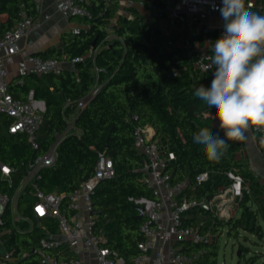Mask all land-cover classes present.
Wrapping results in <instances>:
<instances>
[{
	"label": "trees",
	"instance_id": "obj_1",
	"mask_svg": "<svg viewBox=\"0 0 264 264\" xmlns=\"http://www.w3.org/2000/svg\"><path fill=\"white\" fill-rule=\"evenodd\" d=\"M132 1L142 2V6H129L125 13L118 12L119 0L85 2L91 17L82 19L85 25L77 33L63 34L64 49L48 48L35 54L60 61L76 57L84 60L75 62L72 68H63L59 74H29L22 82L16 79L8 83L15 98L26 101L32 91V98L44 101L45 108L38 131L40 146L35 152L25 135L4 133L9 117L0 116V158L15 169L17 180L23 170L20 162L43 152L52 141L54 130L63 128L62 118L73 112L74 105L63 109L65 100L77 101L98 81L100 89L75 116L80 134L65 137L55 163L43 169L39 183L42 190H73L79 181L93 175L98 152L109 156L114 175L98 182L92 203L99 218L97 225L108 238L107 245L131 264L139 253L137 242L142 239L143 218H136V200L151 198L143 183V155L134 146L133 131L137 125H148L154 129L153 139L160 141L164 137L175 153V160L167 170L174 183L188 181L183 196L208 203L231 184L228 173L241 179L238 217L223 222L212 208L197 206L186 211L183 218L201 232L209 231L210 238L206 242L181 241V250L199 254L194 264H217L224 228L228 238L237 239L241 231L264 238V193L258 194V189L264 188L248 165L237 160V141H228L230 147L219 162L209 161L202 146L193 142V135L201 128L208 127L222 137L223 131L203 114L206 105L194 96L197 87L189 73L169 72L177 53L167 47L169 36L164 34L163 21L173 0ZM22 12L36 16L34 0H0V35L13 28ZM94 69L98 70L97 76ZM203 172L207 173V179L197 183L196 176ZM4 182L0 177L1 188ZM20 207L28 213L26 199L20 200ZM37 238L34 233L15 235L18 253L28 252L18 264H42L31 253ZM240 251V256L248 253L245 246ZM261 255H251L245 264H264V259L258 262Z\"/></svg>",
	"mask_w": 264,
	"mask_h": 264
},
{
	"label": "built area",
	"instance_id": "obj_2",
	"mask_svg": "<svg viewBox=\"0 0 264 264\" xmlns=\"http://www.w3.org/2000/svg\"><path fill=\"white\" fill-rule=\"evenodd\" d=\"M40 1L34 0L36 11ZM86 1L60 0L57 8L65 18L75 16L82 21L83 18L91 17L90 11L84 6ZM119 1L123 12L129 6H142V2ZM248 4L253 6L252 2ZM221 6L222 0H173L169 6L167 17L171 21L177 20L184 28L195 29L202 37L201 44L187 45L192 58L194 71L191 80L194 84L203 79L210 86L214 71L208 59L213 55L211 35L220 37L223 32L224 21L218 11ZM212 17L219 18L220 22L210 24L209 19ZM39 25L40 21L35 16L22 12L13 28L0 35V116L6 114L9 117L4 133L7 136L25 135L34 152L40 146L38 131L43 123L44 107H38L32 94L24 101L9 92L4 56L21 55L23 48L19 41ZM79 28H74L72 32L77 33ZM164 34L168 36L169 32L164 30ZM83 60L84 57H76L71 61H60L23 54L16 63V76L18 82H22V78L29 74H59L63 68L74 67L75 62ZM176 66L177 62L174 61L169 67L172 75L179 74ZM97 71L94 69L95 76ZM100 87L101 84L96 81L93 88L77 101L70 98L65 100L63 109L74 105L73 114L62 118L63 128L54 130L53 139L43 152L20 162L23 170L17 180H14L15 169L0 158V177L5 181L4 189L0 187V264H18L21 258L26 257L28 252L18 253L15 235L33 233L38 238L31 253L42 264H128L123 255L107 245L108 238L97 225L99 218L92 203L98 182L114 175L113 162L109 156L98 152L93 175L79 181L71 191L54 189L45 192L39 184L43 169L55 163L61 141L70 134H80L75 116L91 101ZM251 129L259 152L264 156V127L253 126ZM153 137L154 129L148 125L134 128V146L143 155V183L151 198L136 200L138 205L144 207L145 216L140 225L142 239L137 242L139 253L131 264H194L199 254L181 250L180 242H206L210 232L203 233L198 226L186 224L187 221L183 219L185 212L197 206H208L218 219L228 222L232 210L239 206L241 179L228 173L231 184L208 203L204 199L183 196L188 181L174 183L167 170L170 162L175 160V153ZM207 177V173L203 172L195 180L200 183ZM22 198L26 199L28 213L20 210Z\"/></svg>",
	"mask_w": 264,
	"mask_h": 264
},
{
	"label": "clouds",
	"instance_id": "obj_3",
	"mask_svg": "<svg viewBox=\"0 0 264 264\" xmlns=\"http://www.w3.org/2000/svg\"><path fill=\"white\" fill-rule=\"evenodd\" d=\"M246 0H222L218 9L223 32L209 56L214 66L210 86L201 84L194 96L215 109L214 120L223 131L201 128L193 142L209 161L219 162L250 127H264V15L251 11Z\"/></svg>",
	"mask_w": 264,
	"mask_h": 264
},
{
	"label": "crops",
	"instance_id": "obj_4",
	"mask_svg": "<svg viewBox=\"0 0 264 264\" xmlns=\"http://www.w3.org/2000/svg\"><path fill=\"white\" fill-rule=\"evenodd\" d=\"M88 1L90 0H87L86 2ZM59 2L60 0H41L39 2V8L35 17L38 19V21H40V25L30 31L26 37L19 41L20 47L23 48L21 55L36 54L37 52L44 51L48 48H57L63 50V34L70 33L74 28L85 25L84 22L75 16L68 18L62 16V13L57 8ZM249 2H252L253 4L250 9L251 11L264 15V0H246V5ZM118 12L125 13L121 11L120 7ZM165 21L167 25H163V29L169 32V37L167 39L168 48L177 53L175 54V61L177 62L176 68L178 73L187 71L192 79L194 70L191 62L192 58L189 55L190 52L187 45L201 44L202 37L197 31L195 34H193V30L195 29L184 28L177 20L171 21L167 17L163 22ZM218 22L220 21L217 17H212L209 19L210 24H217ZM211 37L213 44L215 40L219 38L217 34H213ZM1 55L4 56L3 53ZM21 55L14 54L11 56H4V61L8 72V83L17 79L16 63L20 59ZM68 67L72 68L70 66ZM201 84H204L207 87L203 79L199 80L195 85L198 88ZM31 94L32 91L30 92V95ZM36 101L38 107L41 109L43 107L45 108L44 101ZM72 114V112L69 113V115ZM203 114L205 116H209L212 119L214 125H218V122L214 120V108L209 109L207 106H205L203 109ZM245 136L246 138L244 140L237 141V160L248 165L249 171L253 173L260 186L264 188V156H262L259 152L251 127L246 132ZM160 142L162 141L160 140ZM263 193L264 191L262 189L258 191V194ZM258 194L257 198L260 200L261 198ZM252 204L256 206L257 203L252 201Z\"/></svg>",
	"mask_w": 264,
	"mask_h": 264
},
{
	"label": "rangeland",
	"instance_id": "obj_5",
	"mask_svg": "<svg viewBox=\"0 0 264 264\" xmlns=\"http://www.w3.org/2000/svg\"><path fill=\"white\" fill-rule=\"evenodd\" d=\"M163 25H167L166 21L163 22ZM196 33V30H193V34ZM162 143L165 147L168 148L166 139L160 137ZM256 190L254 187H252ZM253 190V192H254ZM260 190V189H258ZM257 205V204H256ZM20 210H24L20 207ZM240 214V208L236 207L232 210V216L237 217ZM200 217V216H199ZM227 228H224V232L221 236L219 244V252L217 256V264H245L246 259L251 257V255H261L262 257L258 259V262H261L264 259V238L259 239L256 236L241 231L240 236L236 238H228L226 235ZM245 246L248 249V253L245 256H237V252L240 251V247Z\"/></svg>",
	"mask_w": 264,
	"mask_h": 264
},
{
	"label": "water",
	"instance_id": "obj_6",
	"mask_svg": "<svg viewBox=\"0 0 264 264\" xmlns=\"http://www.w3.org/2000/svg\"><path fill=\"white\" fill-rule=\"evenodd\" d=\"M239 187H240L239 184H237V188H239ZM204 207L208 208V206H204ZM136 209L138 210V214H137L136 218L137 219L144 218V216H145L144 207L142 205H136ZM37 220H39V219L37 218ZM237 256L240 257V252L239 251L237 252Z\"/></svg>",
	"mask_w": 264,
	"mask_h": 264
}]
</instances>
